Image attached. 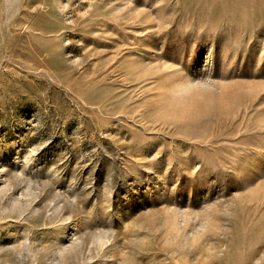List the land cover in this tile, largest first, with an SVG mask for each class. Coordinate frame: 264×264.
<instances>
[{"label":"rangeland","instance_id":"374dc122","mask_svg":"<svg viewBox=\"0 0 264 264\" xmlns=\"http://www.w3.org/2000/svg\"><path fill=\"white\" fill-rule=\"evenodd\" d=\"M0 264H264V0H0Z\"/></svg>","mask_w":264,"mask_h":264}]
</instances>
